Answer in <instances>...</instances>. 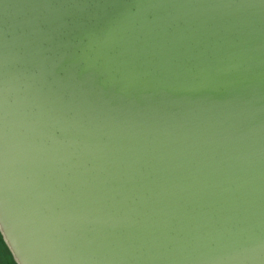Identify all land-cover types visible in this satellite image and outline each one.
<instances>
[{
  "label": "water",
  "instance_id": "water-1",
  "mask_svg": "<svg viewBox=\"0 0 264 264\" xmlns=\"http://www.w3.org/2000/svg\"><path fill=\"white\" fill-rule=\"evenodd\" d=\"M0 234L17 264H264V0H0Z\"/></svg>",
  "mask_w": 264,
  "mask_h": 264
},
{
  "label": "rangeland",
  "instance_id": "rangeland-1",
  "mask_svg": "<svg viewBox=\"0 0 264 264\" xmlns=\"http://www.w3.org/2000/svg\"><path fill=\"white\" fill-rule=\"evenodd\" d=\"M0 240L2 241V244L0 242V262L1 264H17L9 250V248L7 247V245L5 244L3 238H1V234H0Z\"/></svg>",
  "mask_w": 264,
  "mask_h": 264
},
{
  "label": "flooded vegetation",
  "instance_id": "flooded-vegetation-1",
  "mask_svg": "<svg viewBox=\"0 0 264 264\" xmlns=\"http://www.w3.org/2000/svg\"><path fill=\"white\" fill-rule=\"evenodd\" d=\"M0 242H1V244H2V241L0 240ZM3 245V244H2ZM0 264H1V262H0Z\"/></svg>",
  "mask_w": 264,
  "mask_h": 264
},
{
  "label": "trees",
  "instance_id": "trees-1",
  "mask_svg": "<svg viewBox=\"0 0 264 264\" xmlns=\"http://www.w3.org/2000/svg\"><path fill=\"white\" fill-rule=\"evenodd\" d=\"M1 238H2V236H1Z\"/></svg>",
  "mask_w": 264,
  "mask_h": 264
}]
</instances>
